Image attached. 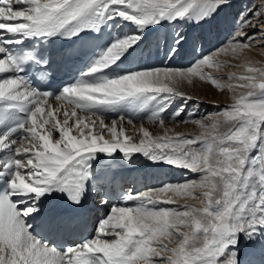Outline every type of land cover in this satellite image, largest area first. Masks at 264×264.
<instances>
[{
  "label": "snow or ice",
  "instance_id": "6c2138e0",
  "mask_svg": "<svg viewBox=\"0 0 264 264\" xmlns=\"http://www.w3.org/2000/svg\"><path fill=\"white\" fill-rule=\"evenodd\" d=\"M227 3L0 0V264H241V241L253 255L258 245L262 259L249 264H264V63L248 57L264 52V0L240 14L220 48L186 68L125 67L144 54L148 31L200 24ZM107 29L103 44L89 45L78 77L54 92L42 87L52 76L47 46L98 41ZM184 42L177 32L166 58ZM221 55L237 63H223ZM234 67L239 71L213 74ZM197 82L230 93L231 104L199 118L186 111L199 97L183 86ZM137 120L160 133L140 123L136 136L128 135L124 125ZM187 123L199 135L168 127ZM136 155L198 176L121 192L79 240L64 239L72 221L58 212L43 227L62 243L33 230L30 218L47 202L82 207L108 182L111 163ZM99 203L108 205L107 196Z\"/></svg>",
  "mask_w": 264,
  "mask_h": 264
},
{
  "label": "rangeland",
  "instance_id": "374dc122",
  "mask_svg": "<svg viewBox=\"0 0 264 264\" xmlns=\"http://www.w3.org/2000/svg\"><path fill=\"white\" fill-rule=\"evenodd\" d=\"M258 4V5H257ZM254 6L258 7L259 6V0H228V3L226 6L222 7L219 9L218 12L215 13L214 19L215 21H217L218 19H221L222 21V32H219L217 26H214L212 28V37L213 39H209V37H205L203 36L202 38L200 37H196L197 35V27L194 25V28L191 29V31H188L187 25L188 23L186 22H179L176 23L175 25H169L167 28V31H163L161 33L158 34V36L156 37V40L159 41V38L162 37V39H166V46L169 47L172 43L173 40V36L171 34L168 33V31H171L172 34L175 36V34L178 33H184L187 29V31L184 33L186 34L185 36L183 35V33L181 35L184 36L185 41L183 43V45L185 46V52H187L186 54H184L181 49H183L184 46H180V50L178 51V54H176L175 58L178 57L179 55L181 56V58H184L179 60V62L177 61V65L176 64H170V67L174 68H186L189 66V58L188 55L190 53L191 59L192 60H196L198 59L202 54L203 55H207L209 52L214 51L217 48H220L225 42H226V38L229 35L230 31L233 29V25L234 22L239 18L240 14L242 12H244L246 9H250L253 8ZM199 25V24H197ZM182 29V30H180ZM167 34H166V33ZM194 33V34H193ZM166 35V37H165ZM194 35H195V41H194ZM171 36V38H170ZM148 37V36H147ZM170 38L169 44L167 45V41ZM193 38V39H192ZM200 38V39H199ZM192 40V42H189L188 40ZM210 42H209V41ZM202 41V42H200ZM200 42V43H199ZM159 44V42H158ZM157 44V48H159ZM164 48L161 49V55H162V51ZM159 52V51H157ZM189 52V53H188ZM262 53V54H260ZM163 56V55H162ZM163 57L166 58V56L164 55ZM248 57L251 61L255 62V63H264V52H250L248 53ZM217 59L223 63H227V64H232L235 65L237 63V60L229 55H221L219 57H217ZM176 63V61H175ZM184 66V67H183ZM207 71V70H206ZM232 71H239L238 68H225V69H221L219 72H215L213 73L214 75H227L229 72ZM184 87V86H183ZM209 89L212 90V93L209 92ZM188 92H190L191 94H193L194 96H198L199 97V103L197 105V107L194 109L193 108V103L189 102L186 108L187 110H195L197 112V118H199V116H206L209 113H213L219 110V108L217 106H219L220 108L226 106V105H230L232 100H231V94L230 93H221L218 90H215L211 87H209L208 85H202L199 82L196 83L195 88H191L189 87V89L187 90ZM176 105H174L173 107H175ZM140 123L146 124L147 122H140L139 120H137L136 125ZM191 126V123H187V124H183L180 125L178 128L175 125H168V127L177 130L180 129L182 126ZM157 186H161V184H158ZM246 243V242H245ZM247 247L251 246L250 244L246 243ZM258 248V245H257ZM256 253H259V248L257 249ZM255 256L257 255H251V257H253V260L255 259L256 261H259L260 258H255Z\"/></svg>",
  "mask_w": 264,
  "mask_h": 264
},
{
  "label": "bare ground",
  "instance_id": "6f19581e",
  "mask_svg": "<svg viewBox=\"0 0 264 264\" xmlns=\"http://www.w3.org/2000/svg\"><path fill=\"white\" fill-rule=\"evenodd\" d=\"M258 5V4H257ZM222 21L221 19H218L217 21H215L214 17H211L208 20H205L203 22H201L199 25L195 24V23H188L187 28L188 30H191L192 28H194V25L197 27V32H198V36L200 38H202L203 36L205 37H209V39H213L212 37V28L214 26H217L219 32H222ZM169 25H166L165 27H161L158 29V31H148L147 35H146V39L144 41V49L143 51L147 52V63L150 64V66H170V64H176L175 63V56L173 58H171L170 60L163 57L161 55V51L157 52V44H158V40H156V37L158 36L159 33L163 32V31H167ZM109 31H111V29H109ZM124 32H127L128 29L124 28L123 29ZM187 31V29H186ZM185 31V32H186ZM184 32V33H185ZM166 33V32H165ZM167 34V33H166ZM148 36V37H147ZM166 37V35H165ZM171 38V36H170ZM170 38L167 41V45L169 44ZM180 50V48H179ZM140 52V51H138ZM137 52V53H138ZM262 54V53H260ZM145 62H146V58H144ZM130 62H136V61H131ZM174 66V65H173ZM172 66V67H173ZM189 86L184 85L182 90H188ZM209 92L212 93V90L209 89ZM143 115V114H141ZM109 120H106V123H109ZM140 122H147V121H140ZM125 129H126V133L128 135H133L136 136L137 132H138V128H139V124L136 125V127H133L131 125H124ZM144 127L149 128L150 131L153 132V134H159L160 130L158 128H156L155 126L149 125L148 123L144 124ZM177 131H180L182 133L185 134H191V135H199L200 130L194 126L193 124H191V126H182L180 129H177ZM106 165L109 163L108 161L104 162ZM105 171H112L113 174H117L120 173L121 171L124 172H128L131 174H136L135 175V179L142 181V184H145V186L150 183L151 188L148 189H158L159 187H161L162 185L165 184H175L177 182H182L185 179H196L198 174H181L180 170H176L174 168H170L169 166L166 165H158V164H154L150 161H148L146 158L140 156V155H136L132 162H125V161H121V160H117L113 163H111L110 167H107L105 169ZM139 174V175H137ZM141 175V176H140ZM158 184H161V186H157ZM148 189H144L142 191L148 190ZM140 191V192H142ZM89 195L91 197V199L96 200V198H98V194L96 192H89ZM180 204L185 203V201H179ZM98 207H101L104 209V216L105 213L109 210L110 206L107 205H101V204H97ZM158 207H172L171 205H158ZM33 219L30 218V223L32 222ZM247 243V242H246ZM245 241H241L240 245H239V257L241 260V264H249L250 260H253V257H251V255H253V247L249 246L247 247ZM257 252V250H255V253ZM255 258H260L259 261L262 259L261 255L259 253H256ZM255 260V259H254Z\"/></svg>",
  "mask_w": 264,
  "mask_h": 264
}]
</instances>
